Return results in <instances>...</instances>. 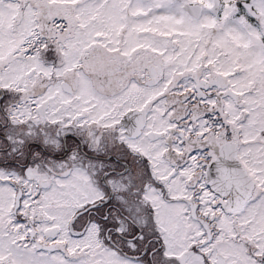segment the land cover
<instances>
[{
	"label": "snow or ice",
	"instance_id": "6c2138e0",
	"mask_svg": "<svg viewBox=\"0 0 264 264\" xmlns=\"http://www.w3.org/2000/svg\"><path fill=\"white\" fill-rule=\"evenodd\" d=\"M0 264H264V0H0Z\"/></svg>",
	"mask_w": 264,
	"mask_h": 264
}]
</instances>
